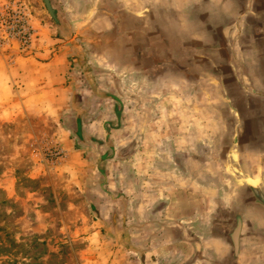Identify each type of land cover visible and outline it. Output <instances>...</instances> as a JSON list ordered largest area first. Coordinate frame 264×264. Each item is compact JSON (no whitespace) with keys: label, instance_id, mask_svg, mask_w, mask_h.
I'll return each mask as SVG.
<instances>
[{"label":"crops","instance_id":"crops-1","mask_svg":"<svg viewBox=\"0 0 264 264\" xmlns=\"http://www.w3.org/2000/svg\"><path fill=\"white\" fill-rule=\"evenodd\" d=\"M55 3L66 31L56 26L55 38H38L27 52L0 63V104L10 115L35 109L56 118L73 171L74 163L105 162L102 193L93 180L89 191L120 211L122 225L133 215L137 235L141 231L119 238L142 245L122 264H264V231L254 230L264 229V186L254 181L264 180V0ZM219 99L227 103L222 133L229 134L233 166L234 150H247L238 153V164L248 165L243 184L250 200L224 202L221 219L208 220L207 205L191 192L185 173L190 165L218 160L211 151L208 156L206 103ZM127 115L134 123L125 125ZM149 116L154 123L141 124ZM126 134H133L128 142ZM213 146L216 152L224 147ZM104 147L121 157L100 156ZM139 165H150L148 181L136 176L143 172ZM198 175L200 193L201 169ZM105 243L114 245L112 238Z\"/></svg>","mask_w":264,"mask_h":264},{"label":"rangeland","instance_id":"rangeland-1","mask_svg":"<svg viewBox=\"0 0 264 264\" xmlns=\"http://www.w3.org/2000/svg\"><path fill=\"white\" fill-rule=\"evenodd\" d=\"M68 8V14L74 13ZM22 22L28 29L25 47L19 33ZM65 31L66 28H63L57 32ZM56 34V23L43 0H0V63L11 62L14 56L27 52L36 39L55 38ZM146 94L149 93L144 91L142 95ZM217 96V93L216 96L214 94L215 98ZM148 100L146 102L151 107L154 102ZM226 104L224 99L218 102L208 100L206 103L208 115L210 113L207 118V136L211 140L208 156L211 151V157L218 160L206 165H190L185 173V177L190 179L191 192L198 197L200 194L202 202L207 205L208 220L221 219L222 213L219 212L224 202L229 205L233 198L234 202L238 200L241 203L250 200L243 184L248 175V165L238 164V153L247 154V150H234L232 157L236 166L232 165L227 154L230 152L226 143L229 134L222 133L223 126L229 122ZM133 106L134 102L128 104L131 112ZM6 107L0 104V264H110L113 258L114 263L120 261L122 264L130 254L135 256L136 249L140 252L142 245L119 242V238H124L126 234L130 238L141 235L140 230L138 235L135 231L138 225L134 216L127 218L126 215L122 225L123 219L119 221L120 211L119 215L110 211V203H103L88 189L90 180H93L96 191L102 190L101 168L105 162L93 164L91 168L83 163L78 166L74 163L73 171L70 160L63 156L59 145L62 141L59 139L61 133L56 118L35 109L14 116L7 113ZM152 108L155 109L156 105L153 104ZM132 117H125V125L134 123ZM154 119L149 116L141 124L151 125ZM193 122L192 119L191 128ZM133 134H126L128 139L125 142L130 141ZM61 136H64V132ZM214 144L224 147L217 148L216 152ZM98 152L106 158L109 155H116V159L121 157L118 150L113 152L105 147ZM249 156L253 158L252 154ZM244 160L249 162L248 158ZM256 166L252 165L251 171ZM111 168L115 170L116 167ZM139 168H143V172L136 176L148 181L152 172L150 165H139ZM200 169L201 185L205 187L199 193ZM234 169L235 173L232 172ZM175 173L182 174V170L176 168ZM157 176L156 179L163 178ZM254 181L264 186V180L260 177ZM152 189L157 192L161 188L154 185ZM137 199L140 201L141 198L137 196ZM138 201L136 205H139ZM124 204L123 201V208ZM99 208H102L100 214ZM223 215L226 217L228 214ZM124 216L121 213V218ZM254 230L256 234L264 231ZM110 238L114 245H104V240Z\"/></svg>","mask_w":264,"mask_h":264},{"label":"water","instance_id":"water-1","mask_svg":"<svg viewBox=\"0 0 264 264\" xmlns=\"http://www.w3.org/2000/svg\"><path fill=\"white\" fill-rule=\"evenodd\" d=\"M50 16L53 18L56 26L59 30L66 28V23L64 22L62 11L58 5H56L55 0H43Z\"/></svg>","mask_w":264,"mask_h":264},{"label":"built area","instance_id":"built-area-1","mask_svg":"<svg viewBox=\"0 0 264 264\" xmlns=\"http://www.w3.org/2000/svg\"><path fill=\"white\" fill-rule=\"evenodd\" d=\"M28 29L25 25V23L22 22V25L20 26V37H21V42L23 43V46L25 47V43H28V37L26 36Z\"/></svg>","mask_w":264,"mask_h":264},{"label":"flooded vegetation","instance_id":"flooded-vegetation-1","mask_svg":"<svg viewBox=\"0 0 264 264\" xmlns=\"http://www.w3.org/2000/svg\"><path fill=\"white\" fill-rule=\"evenodd\" d=\"M256 200H257V199H256ZM260 202H261V203H264V199H261V198H260Z\"/></svg>","mask_w":264,"mask_h":264}]
</instances>
